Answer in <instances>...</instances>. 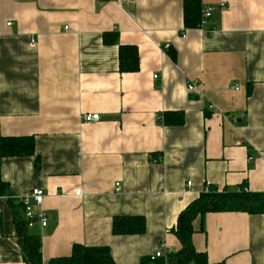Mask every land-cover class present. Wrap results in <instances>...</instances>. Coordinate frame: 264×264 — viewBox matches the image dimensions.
I'll return each instance as SVG.
<instances>
[{
  "label": "crops",
  "instance_id": "0c3cea01",
  "mask_svg": "<svg viewBox=\"0 0 264 264\" xmlns=\"http://www.w3.org/2000/svg\"><path fill=\"white\" fill-rule=\"evenodd\" d=\"M220 1L190 28L186 0H0V138L35 143L34 155L0 156V264H28L17 197L34 188L49 214L30 230L44 264L75 244L108 246L116 264L163 243L178 253L173 229L207 183L264 193V0ZM105 34L137 47L136 72L120 71ZM116 216H144L145 232L114 235ZM201 226L192 243L207 264H264V214L209 212Z\"/></svg>",
  "mask_w": 264,
  "mask_h": 264
},
{
  "label": "trees",
  "instance_id": "16d2710c",
  "mask_svg": "<svg viewBox=\"0 0 264 264\" xmlns=\"http://www.w3.org/2000/svg\"><path fill=\"white\" fill-rule=\"evenodd\" d=\"M201 2L199 0H186L184 5V22L186 27H198L201 18ZM106 43H118L117 39L108 40ZM119 68L121 72H136L139 69V51L137 47L119 44ZM162 118L168 125H181L185 120L183 112H165ZM161 119V121H163ZM35 154V143L32 137L0 138V156H28ZM40 159V157H38ZM38 161V159H37ZM8 194V184L0 180V196ZM13 203L14 201L11 200ZM16 215L18 207H16ZM209 212H247L250 214H264V193L240 190H220L215 185H210L208 193L202 192L197 199L191 202L179 215L173 232L182 244L178 253H168L166 258L155 261L143 259L141 264H207L206 255L198 253L192 243V237L197 231L194 222L200 218L203 229L204 217ZM17 230L24 240L23 252L28 264H44L41 236L32 233L27 228L25 218L17 216ZM146 230L144 216H116L113 219L114 235L143 234ZM167 259L168 261H165ZM47 264H116L108 246L88 247L75 244L70 256L56 258Z\"/></svg>",
  "mask_w": 264,
  "mask_h": 264
},
{
  "label": "built area",
  "instance_id": "2783aa9c",
  "mask_svg": "<svg viewBox=\"0 0 264 264\" xmlns=\"http://www.w3.org/2000/svg\"><path fill=\"white\" fill-rule=\"evenodd\" d=\"M124 0H119L122 2ZM127 1H134V0H127ZM201 2V12L202 18L201 22L199 23L198 27H203L204 24L213 16V14L219 10L224 9L227 5L225 1H220L216 3L215 0H199ZM34 44V42H33ZM170 44H165L164 49L168 51L170 49ZM155 78H158L159 75H155ZM196 82L189 84V90L195 89ZM238 88V87H237ZM213 107V106H211ZM101 118L99 113H85L82 115L83 122L85 123H94L99 121ZM192 183L189 182V185ZM210 183L205 185L203 192L208 193L210 191ZM119 188H117L118 190ZM77 194L81 195L82 191L77 190ZM46 194L44 190L40 188L32 189L28 194L17 197L18 200L21 201L23 205V213L24 218L26 220L27 228L32 229L35 228L36 225H39L41 228H45L49 223V214L47 209L44 207ZM9 198H15V196L9 195ZM170 250L167 248L166 244H162V247L156 251L154 254L150 256L151 261H155L159 258L166 257Z\"/></svg>",
  "mask_w": 264,
  "mask_h": 264
},
{
  "label": "rangeland",
  "instance_id": "374dc122",
  "mask_svg": "<svg viewBox=\"0 0 264 264\" xmlns=\"http://www.w3.org/2000/svg\"><path fill=\"white\" fill-rule=\"evenodd\" d=\"M33 229V228H32Z\"/></svg>",
  "mask_w": 264,
  "mask_h": 264
}]
</instances>
